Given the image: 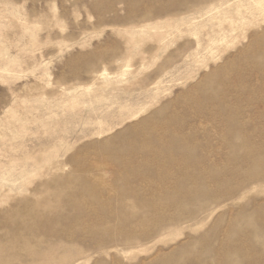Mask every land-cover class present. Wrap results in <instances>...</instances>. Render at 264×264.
<instances>
[{"label": "rangeland", "instance_id": "374dc122", "mask_svg": "<svg viewBox=\"0 0 264 264\" xmlns=\"http://www.w3.org/2000/svg\"><path fill=\"white\" fill-rule=\"evenodd\" d=\"M147 1L0 0V264H264V4Z\"/></svg>", "mask_w": 264, "mask_h": 264}, {"label": "bare ground", "instance_id": "6f19581e", "mask_svg": "<svg viewBox=\"0 0 264 264\" xmlns=\"http://www.w3.org/2000/svg\"><path fill=\"white\" fill-rule=\"evenodd\" d=\"M148 1H149V0H148ZM148 1H147V2H148ZM151 1H152V0H151ZM194 1H195V0H194ZM207 1H208V0H207ZM217 1H218V0H217ZM234 1H236V0H234ZM122 2H123V1H122ZM186 2H187V1H186ZM191 2H193V1H191ZM218 2H219V1H218ZM240 2H241V1H240ZM123 3H124V2H123ZM179 3H180V5H181V2H179ZM199 3H200V1H199ZM203 3H204V2H203ZM220 3H221V2H220ZM227 3H228V2H227ZM243 3H244V2H243ZM255 3H256V2H255ZM257 3H260L259 5H261L262 3L264 4V0H257ZM182 4H183V2H182ZM230 4H231V3H230ZM177 5H178V4H176V6H177ZM180 5L177 7L178 10H179V8L183 7V6L180 7ZM183 5H184V4H183ZM190 5L192 6V4H190ZM194 5H196V4H194ZM174 6H175V5H174ZM184 6H185V5H184ZM191 6L188 5V7H186V6H185V7H186V9H187V8H189V7H191ZM197 6H198V5H197ZM262 6H263V5H262ZM220 7H221V6H220ZM230 7H231V6H230ZM183 8H184V7H183ZM183 8H181V9H183ZM191 8H193V7H191ZM191 8H190V10H192ZM198 8H199V7H198ZM214 8H215V7H214ZM260 8H261V7H260ZM158 9H159V8H158ZM175 9H176V8H175ZM186 9H185V10H186ZM207 9H208V8H207ZM207 9H206V11H207ZM230 9H231V8H230ZM233 9H234V7H233ZM236 9H237V8H236ZM239 9H240V8H239ZM245 9H246V8H245ZM263 9H264V8H263ZM160 10H161V9L158 10V11H159V12H158V13H159V16H158V17H161L160 15H162V14L165 13V12L161 13ZM176 10H177V9H176ZM176 10H175V11H176ZM188 10H189V9H188ZM195 10H196V9H195ZM222 10H223V9H222ZM222 10H221V11H222ZM257 10H258V8H257ZM162 11H163V10H162ZM165 11H166V10H165ZM171 11H172V10H171ZM171 11H170V12H171ZM173 11H174V8H173ZM186 11H187V10H186ZM192 11L194 12V9H193ZM192 11H191V12H192ZM168 12H169V11H168ZM168 12H167V13H168ZM187 12H188V11H187ZM189 12H190V11H189ZM189 12H188V13H189ZM191 12H190V13H191ZM223 12H224V11H223ZM232 12H234V11H232ZM250 12H251V11H250ZM155 13L158 15L157 12H155ZM174 13H175V12H174ZM227 13H228V12H227ZM243 13H244V12H243ZM258 13H259V12H258ZM261 13H262V12H261ZM156 14H155V15H156ZM168 14H170V13H168ZM168 14H164V15H168ZM182 14H183V13H182ZM209 14H210V13H209ZM155 15H154V16H155ZM194 15H195V14H194ZM205 15H206V14H205ZM205 15H204V17H205ZM210 15H211V14H210ZM215 15H216V14H215ZM221 15H222V14H221ZM228 15H229V14H228ZM259 15H260V14H259ZM137 16H138V15H137ZM206 16H207V15H206ZM213 16H214V15H213ZM248 16H249V15H248ZM141 17H142V16H141ZM141 17H140V19H141ZM143 17H146V16L143 15ZM147 17H148V16H147ZM149 17H150V16H149ZM208 17H209V16H208ZM256 17H257V16H256ZM261 17H262V16H261ZM127 18H128V17H127ZM213 18H214V17H213ZM233 18H234V17H233ZM128 19L131 20L130 17H129ZM148 19H151V18H148ZM152 19H154V18L152 17ZM235 19H236V18H235ZM243 19H244V18H243ZM248 19H249V17H248ZM262 19H263V17H262ZM142 21H143V19H142ZM212 21H213V20H212ZM259 21H260V20H259ZM145 22H146V21H145ZM189 22H190V21H189ZM195 22H196V20H195ZM221 22H222V21H221ZM143 23H144V22H143ZM239 24H240V23H239ZM214 25H215V24H214ZM215 26H216V25H215ZM223 26H224V25H223ZM142 28H143V27H142ZM247 28H248V27H247ZM249 28H250V27H249ZM230 29H231V28H230ZM239 29H240V28H239ZM139 30H140V29H139ZM212 30H213V29H212ZM235 30H236V29H235ZM135 31H136V30H135ZM245 32H246V31H245ZM232 33H233V32H232ZM224 34H225V33H224ZM253 34L255 35V32H253ZM211 35H212V34H211ZM219 35H220V34H219ZM229 35H230V33H229ZM229 35H228V36H229ZM257 35H258V33H257ZM207 36H208V35H207ZM258 36H259V35H258ZM251 37H252V40H253L254 37H253V36H251ZM255 37H256V35H255ZM223 38H225V37H223ZM257 38H258V37H257ZM208 39H209V38H208ZM262 39H264V38L262 37ZM220 40H221V39H220ZM256 40H258V39H256ZM256 40H254V41L256 42ZM223 42H224V41H223ZM257 42H258V41H257ZM257 42H256V44H257ZM259 43H260V42H259ZM210 45H211V44H210ZM250 46H252V44H250ZM253 48H254V47H253ZM253 48H252V49H253ZM249 49H251V48H249ZM205 50H206V49H205ZM244 51H245V50H243V52H244ZM257 51H258V50H257ZM248 52H249V51H248ZM250 52H251V51H250ZM240 53L242 54L241 51H240ZM254 53H255V52H254ZM237 54H238V53H237ZM241 54H240V57H242ZM255 54H256V53H255ZM255 54H252V57H253V55H255ZM258 55H259V54H258ZM181 56H182V55H181ZM238 56H239V54H238ZM243 56H244V55H243ZM247 56H248V55H247ZM261 56H262V55H261ZM249 57H251L250 54H249ZM252 57H251V59H253ZM244 58H245V57H244ZM244 58H243V60H244ZM254 58H255V57H254ZM170 62H173V61H170ZM240 62H241V60H240ZM243 62H244V61H243ZM249 62H251V61H249ZM259 63H260V62H259ZM230 64H232V63H230ZM263 64H264V63H263ZM235 65L238 66L237 64H235ZM260 65H262V61H261ZM227 66H228V65H227ZM231 66H232V65H231ZM233 66H234V65H233ZM239 66H240V65H239ZM241 66H242V65H241ZM241 66H240V67H241ZM243 66H245V65L243 64ZM247 66H248V64H247ZM254 66H255V65H254ZM169 67H171V66H169ZM259 67H260V66H259ZM242 68H243V67H242ZM242 68H241V69H242ZM254 68H255V67H254ZM256 68H258V67H256ZM263 68H264V67H263ZM233 69H234V68H233ZM164 70H165V69H164ZM237 70H238V69H237ZM260 70H261V69H260ZM262 70H263V69H262ZM223 71H224V70H223ZM242 71H244V70H242ZM246 71H247V70H246ZM246 71H244V72H246ZM227 73H228V72H227ZM259 73H260V71H259ZM223 74H225V72H224ZM150 75H151V74H150ZM227 75H228V74H226V76H227ZM222 76H225V75H222ZM218 77H219V76H218ZM205 78H206V80H208L207 77H205ZM144 80H145V79H144ZM142 81H143V80H142ZM220 81H221V80H220ZM201 82H202V81H201ZM210 82H211V80H210ZM222 82H223V81H222ZM222 82H218V83H222ZM236 82H237V81H236ZM211 83H212V82H211ZM213 83H214V82H213ZM213 83H212V84H213ZM234 83H235V82H234ZM207 84H208V83H207ZM207 84H206V85H207ZM235 84H236V83H235ZM240 84H241V83H239L238 85L240 86ZM162 85H163V84H162ZM214 85H215V83H214ZM228 85L230 86L231 84H228ZM232 85H234V84L232 83ZM232 85H231V86H232ZM153 86H154V85H153ZM151 87H152V85H151ZM201 87H202V86H201ZM207 87H208V85H207ZM211 87H213V86H211ZM203 88H204V87H203ZM197 89H198V88H197ZM200 89H202V88H200ZM198 90H199V89H198ZM196 91H197V90H196ZM138 92H139V91H138ZM201 92H202V91H201ZM202 100H203V99H202ZM204 100H205V99H204ZM204 100L202 101V103L205 102ZM199 102H200V101H199ZM202 103H200V104H202ZM158 110L160 111V109H157V111H158ZM159 111H158L157 114H159ZM100 112H101V111H100ZM162 113H163V111H162ZM153 116H154V115H153ZM161 117H162V116H161ZM156 118H157V117H156ZM147 119H148V118H147ZM142 121H143V120H142ZM144 121H145V120H144ZM146 122H147V121H146ZM153 122H155V121H153ZM148 123H149V122H148ZM148 123H147V124H148ZM139 124H140V123H139ZM142 124H143V123H142ZM150 124H151V123H150ZM137 127H138V126H137ZM140 127H142V126L139 125V128H140ZM145 127H146V125H145ZM145 127H144V128H145ZM147 127H148V126H147ZM145 129H146V128H145ZM136 130H137V129H136ZM142 130H143V127H142ZM142 130L140 129V131H142ZM177 130H178V129H177ZM143 131H144V130H143ZM143 131H142V132H143ZM173 131H174V129H173ZM125 132H126V131H125ZM169 132H172V131H168V133H169ZM122 133H123V132H122ZM173 133H174V132H173ZM126 134H127V132H126ZM139 134H140V132H139ZM170 134H172V133H170ZM174 134H175V133H174ZM174 134H173V135H174ZM153 135H154V134H153ZM126 136H127V135H126ZM168 136H169V135H168ZM169 137L171 138L172 136L170 135ZM173 137H174V136H173ZM173 137H172V139H170V138H168V139H170V141H172V140H173ZM142 138H143V137H142ZM155 138H156V140H157V136H156ZM116 139H117V138H116ZM116 139H115V140H116ZM128 139H129V138H128ZM153 139H154V136H152V142H153ZM143 140H144V139H143ZM150 140H151V138H150ZM159 140H162V139H159ZM174 140L176 141L177 138L175 137ZM182 140H184L183 137H182V139H181V142H182ZM240 140H241V139H240ZM146 141H147V140H146ZM177 141H178V140H177ZM179 141H180V140H179ZM161 142H162V141H161ZM172 142H173V141H172ZM183 142H184V141H183ZM183 142H182V143H183ZM162 143H163V142H162ZM177 143H178V142H177ZM177 143L174 142L173 144L176 145ZM148 144H149V143H148ZM148 144H147V145H148ZM154 144H155V143H154ZM167 144H168V143H167ZM169 144H170V143H169ZM173 144L171 143V145H170L169 147L171 148V146H173ZM180 144H181V143L179 142V145H180ZM126 145H127V144H126ZM150 145H151V144H150ZM164 145H165V144H164ZM151 146H153V145H151ZM157 146H159V145H157ZM177 146H178V145H177ZM165 147H167V146H165ZM127 148H128V147H127ZM139 148H140V147H139ZM142 148H143V147H142ZM155 148L157 149V147H155ZM159 148L161 149V147H159ZM159 148H158V149H159ZM175 148H176V147H175ZM254 148H255V147H254ZM119 149H120V148H119ZM119 149H118V151H119ZM145 149H146V148H145ZM151 149H152V147L150 148V150H151ZM160 149H159V150H160ZM166 149H167V148H166ZM173 149H174V146L171 148V150H173ZM138 150H139V149H138ZM141 150H143V149H141ZM169 150H170V149H169ZM151 151H152V150H151ZM151 151H148V152H151ZM100 152H101V151H100ZM142 152H143V151H142ZM167 152H168V151H167ZM236 152H237V151H236ZM165 153H166V152H165ZM190 153H191V152H190ZM115 154H116V153H115ZM114 156H115V155H114ZM166 156H170V154H169V155H166ZM141 157H142V156H141ZM128 158H129V157H128ZM167 158H168V157H167ZM169 158H170V157H169ZM169 158H168V159H169ZM115 159H116V158H115ZM168 159H167V160H168ZM165 160H166V158L164 159V161H165ZM141 161H142V160H141ZM167 162H169V160H168ZM171 162H172V161H171ZM147 163H148V162H147ZM161 163L163 164V162H161ZM165 163H166V161H165ZM167 164H168V163H167ZM173 164H174V163H173ZM190 164H191V162H190ZM160 165H161V164H160ZM175 165H176V164H175ZM175 165H173V166L175 167ZM170 166H171V165H170ZM125 170H126V168H125ZM154 172H155V171H154ZM150 174H151V173H150ZM130 175H131V174H130ZM163 176H164V175H163ZM159 177H160V176H159ZM173 177H174V176H173ZM197 179H198V178H197ZM139 180H140V179H139ZM143 181H144V180H143ZM143 181H142V182H143ZM199 182H200V181H199ZM119 183H120V182H119ZM154 183H155V182H154ZM160 183H162V182H160ZM140 184H141V183H140ZM166 199H167V198H166ZM69 204H70V203H69ZM67 206H68V205H67ZM97 206H98V205H97ZM82 210H83V209H82ZM93 210H94V209H93ZM246 221H247V220H246ZM255 229H257V228H255ZM257 232H258V231H257ZM261 232H262V231H261ZM240 234H241V233H240ZM227 240H228V239H227ZM240 243H241V242H240ZM230 255H231V253H230ZM231 261H232V260H231Z\"/></svg>", "mask_w": 264, "mask_h": 264}]
</instances>
